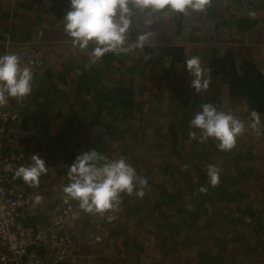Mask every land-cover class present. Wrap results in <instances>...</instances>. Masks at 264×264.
Here are the masks:
<instances>
[{
  "label": "trees",
  "instance_id": "16d2710c",
  "mask_svg": "<svg viewBox=\"0 0 264 264\" xmlns=\"http://www.w3.org/2000/svg\"><path fill=\"white\" fill-rule=\"evenodd\" d=\"M0 1L4 3H1L0 8V37L2 36L1 31H4L0 40V55L5 54L6 40L10 37L15 39L13 37L14 30L9 29L13 27L14 29L23 27L25 33L38 30L42 34H53L57 38L68 39L65 42L66 46L72 44V38L64 30L62 19L70 7V0ZM250 1L212 0L211 6L205 12L206 17L215 20L214 27L216 29L226 26H235L238 30L245 29L246 26H250L248 22L256 24L261 16L256 15L257 17L251 20L246 16L247 14L243 13L244 9L249 10ZM256 3L258 4H255V9L262 6L261 11L264 12V0H258ZM157 13L159 12L148 13L144 17L151 18ZM137 16L138 13L132 17L128 43H135L138 35L145 34L142 31L145 28L142 27V24L146 21L136 20ZM176 20L178 21L177 18ZM41 24L46 27L42 29ZM166 44H155L147 40L143 49L136 48L126 54L106 53L95 64H92L89 59L94 47L91 44L87 51L76 47L78 53L75 56L70 53L69 49L67 53L63 51V61L58 63L52 61V64L43 71L37 83L33 85L32 92L22 102L12 99L13 108L24 104L25 114L21 111L17 126L20 133L19 140L25 144V155L36 154L44 159L41 153L46 152L44 156L54 159L56 165L65 161L67 169L81 151L93 148L110 159L118 158L121 155L127 157L126 160L134 166L137 174L147 178L148 184L144 189L145 193L147 194L150 189L156 198L149 202L145 197L146 194L143 198H139L135 194L131 196L122 194L120 205L124 207L126 214L145 209L147 214L155 220L158 230L171 237H174V229L181 230L188 236V244H194L199 249V254L193 258V263L189 259H176L172 256L173 260L165 264H264V246L260 240L264 233H257L252 242H248L250 240L246 237L241 240L235 236L238 233L243 234L244 231L239 229L241 225L251 227L256 224L264 225V208L254 206L249 208L246 200L243 199L240 187H237L238 182L239 186L242 183L237 178L242 177L246 171V158H243L236 145L230 151H222L217 148L218 142L211 138L200 143L189 137L190 131L197 132V136H199V129L190 128L189 124L194 114L201 110L200 106L203 103H212L218 109L224 108L220 99L216 98L210 89L197 93L190 84L185 87L183 81L178 82L180 78L178 76L174 81L176 82L175 89L178 91L182 88L181 91H184L188 88L192 93L180 95L172 88L173 94L164 100L168 101L170 105L174 102L180 103L177 106V111L173 112V119L170 122L172 124L177 118L179 128L177 129V124L168 126L173 131L165 135L167 143L165 148L169 150L168 154L176 153L178 149L175 146L179 141L180 147H183V155L191 157L188 162L190 167L187 170L181 167V161L163 160L168 156L157 161L155 160L156 155H152L151 151L145 150L142 145L138 148L142 141L139 134L143 124L138 125V135L135 131L134 133L130 131L131 125L134 124V121L131 120L133 117L140 118L144 112V115L150 114L148 108L142 107L143 91L135 90L134 79L143 81L147 74L166 61L163 60L165 56L169 58L170 69L179 66V64H182L184 69L186 68L185 61L188 57L184 45ZM212 47L213 55L209 54L206 60L203 57L205 68L211 69L210 75L220 78L227 86L228 94L231 97H239L247 103V120L251 121L252 110L258 111L260 118L264 119L263 71L252 58H238L236 48L232 45L222 51L218 46ZM156 48L161 50L157 52ZM63 68L64 73H69L68 79H64ZM106 79L110 82L105 84ZM60 85H64L66 89L69 85L73 89L72 96L70 97V93H66L64 87H60ZM159 96L160 93L155 94V98ZM158 103L160 101L151 107H157ZM155 110L160 111V108L157 107ZM183 124L187 128L186 133L183 132ZM39 133L43 138H46L45 144L37 138ZM153 135L155 136L153 143H158V149L162 148L164 146L163 137L160 133L152 131ZM125 138L129 140L126 141ZM56 140L58 144L54 146ZM153 143L152 149L155 153ZM46 145H51L47 147V151ZM207 148H213L215 152L220 153L219 156H228L230 162L224 161V163H232L235 173L220 172V181L215 187L211 186L207 175V165L215 163V161L209 160L206 155ZM23 157L25 166L32 162L31 157L24 155ZM134 158L141 161L153 159V161L146 163L145 169H140L135 164ZM45 163L48 168L47 173L51 172L50 170L53 169L51 165L55 166V164L46 161ZM56 169H59V166H56ZM176 170L179 171V176H177ZM46 174L40 176V182L43 181ZM260 176L263 180L262 188L264 190V172ZM180 178L184 180L182 187ZM25 187L26 192L33 190L28 184ZM200 187L207 188V192H200ZM238 190L241 195L240 200H242L240 205L233 201L234 198L239 197ZM225 201H229L231 206L230 218L232 221L229 226L233 234L230 238L233 244H228L226 248L222 249L220 247L221 237L215 235L211 226L214 227L220 219V215L215 214L214 211L220 203L223 204ZM203 204L206 205V208L200 210L199 206ZM25 212L30 222L32 215L28 209H25ZM110 213L111 211L106 212L105 215L109 216ZM206 213L209 221L206 218ZM105 221L103 224L109 222ZM97 222V220H93L92 223H89L90 227L88 228L96 227ZM175 239H171V241ZM89 246L92 247V245ZM129 247L132 246L129 245ZM135 247L137 252H141L142 255L143 244H135ZM89 251L92 252L90 249ZM104 261L106 264H116V257L109 259L104 256ZM56 264L77 263L67 257L58 260Z\"/></svg>",
  "mask_w": 264,
  "mask_h": 264
},
{
  "label": "rangeland",
  "instance_id": "374dc122",
  "mask_svg": "<svg viewBox=\"0 0 264 264\" xmlns=\"http://www.w3.org/2000/svg\"><path fill=\"white\" fill-rule=\"evenodd\" d=\"M257 1L258 0H251L249 10L244 9L243 13L247 14L246 16L251 20L257 17L256 15H261L260 18H258L256 24H250V22H248L250 26H246L245 29L242 30L236 29L235 26H226L225 28L216 29L214 27L215 20L207 18L205 12L190 11L188 14H181L174 13L166 9L152 15L151 18L144 17L145 15H148V13H138V16L135 17V19L138 21H146L149 19L153 21L152 24H142V27H145L142 31L149 35L148 41L155 44L167 43L166 45H184L186 56L188 58H191L194 55L199 56L203 67H205L203 57L204 60H206L209 54L213 55L214 53L212 46H218L222 51L232 45L236 48V56L238 58H252L264 74V12L261 11L263 8L262 6L255 9V4H258L256 3ZM1 3L2 2L0 1V8ZM176 18L180 22H178ZM9 29L14 30L13 37L15 39L12 41L13 47L11 49L6 50L5 46V54L12 52L14 47L18 46V43H22L17 41L23 39V35H25V30H21L24 29L23 27L19 29L18 27L16 29L13 27ZM3 32L4 31L2 30V36ZM2 36L0 37V40L2 39ZM42 37L44 39V35ZM38 38H41L40 34H38ZM38 38L35 39V43L40 42ZM7 40H11V38ZM46 43L54 53L53 62L56 61L58 63L59 61H63L62 52L66 51L67 53L68 49L73 56L78 53L76 52V47L73 46V43L69 46H66L65 42L55 43L54 41H46ZM159 50L161 49L156 48L157 52H159ZM52 58L47 61L50 62ZM163 60L166 61H163L158 68L147 74V77L143 81L136 78L133 81L135 90L140 89L143 91L142 107L148 108L151 116L150 114L144 115V112V114L140 115V118L133 117L131 120L134 121V124L131 125L130 131L133 133L135 131L136 135H138V125L143 124V128L140 131L141 133L139 134V138L142 139V141L138 148L142 145L145 150L151 151L152 155H156L155 160L157 161L160 158H165V156H168V158L163 159L165 161H181L180 165L183 169H185L184 166L188 165L191 157L183 155V147H180V142L178 141L175 146L178 149V152L176 153L168 154L169 150L165 148L167 144L165 135L173 131V129H169L168 126H174L177 124V129L179 128L177 118L172 122V124H170V122L173 119V112L177 111V106L180 103L174 102L170 105L168 101L164 100L173 94L174 90L172 88L175 89L174 84H176V82L174 81L178 78V76H180L178 82L183 81V85L185 84V87L190 84L193 77L187 72L186 68L184 69L182 64L170 69L169 58L165 56ZM64 72L63 68L64 79H68L69 73ZM109 82L110 81L106 79L105 84ZM61 86L64 87V85H60V87ZM208 89L216 95V98L220 99L221 104L224 107L220 110L231 111L246 124L245 132L240 135L236 141V146L240 149L241 155L243 158H246V171L243 173L242 177L237 178L238 181L239 179L242 181L240 186L239 182L237 183V187H240L243 193V199L246 200V204L249 208L252 206L256 208H264V190L262 188L263 180L260 176V174L264 172V119L261 118V130L259 134H256L250 127L247 126L250 123V121L247 120L248 106L243 99L239 97H231L228 94L227 86L218 76L210 75V84ZM64 90L66 93H70V97L72 96L71 93L73 89L69 85H67V89L64 87ZM181 90L182 88L178 91L175 89V92L180 95L192 93L191 89L188 88L184 91ZM156 93H160L158 98H155ZM159 101L160 103L157 104V107L160 108V111L155 110L157 107H151ZM11 104L13 105L12 101ZM23 106L24 104H22V106L19 105L14 107L18 112L20 111V116L21 111L25 114ZM145 111L147 110L145 109ZM183 125V132L186 133L187 128L185 124ZM115 130L120 131L117 129ZM152 131L160 133L163 137L164 140L162 143L164 146L162 148L158 149V143H153V137L155 136H152ZM37 138L41 140L42 143H46V138H43L42 134L39 133ZM17 139L18 140L13 139L14 141L12 145H14L15 149L19 150L22 155H25L23 143L21 140L19 141V138ZM125 140L128 141L129 139L125 138ZM47 141L50 142L49 139H47ZM54 142L56 143L54 146L58 144L57 140ZM152 143L155 153L152 149ZM48 146L51 145H46V151ZM45 153L46 152L41 153L44 160L48 163L55 164V166L51 165L53 167V169L50 170L51 172H48L44 176L43 181L39 183L38 187H32L33 190L29 191L34 194L31 196V200H35V196L37 195L42 197L40 206L47 207V210L42 211L39 206L37 209L38 212H45L47 214V212L51 213L58 210L60 206L65 203L63 187L69 183V179L67 176L68 169L65 161L62 164L56 165V161L54 159L44 156ZM206 155H208L209 160L215 161L217 166L220 168V172L224 174L229 172L234 173L232 163H224V161L230 162L228 156H219L220 153L215 152L213 148H207ZM28 157L31 156L29 155ZM136 160L137 159H135V164H137L140 169H145V164L153 161V159L147 161ZM56 166H59V169H56ZM177 173V176H179V171H177ZM20 184L23 189H26L25 185L27 183L24 181L21 182L20 180ZM180 184L181 187L184 185L183 178H180ZM237 195L239 197L234 198L233 201L240 205L242 200H240L241 195L239 190L237 191ZM145 197L149 202H151L154 201L156 195L149 189ZM67 203H72L75 208L79 205L75 200H70ZM199 208L200 210H204L206 205H200ZM29 212L32 215V211L30 209ZM214 213L219 214L220 219L214 227L211 226V230L215 233V235L221 237L220 247L224 249L228 244H233V241L230 239L233 234L230 230L232 220L230 218L231 206L229 201H225L223 204L220 203ZM109 216L114 217V219L109 220ZM109 216H106L105 214L103 216L99 214H89L83 210H76V212L71 215L69 229L74 243V250L69 259H71L72 262L74 261L77 264H106L104 261L105 256L109 259L116 257V264H140L144 262H146L144 264H165L167 262H171L173 260L172 256H174L176 259H189L193 263V258L199 254L198 247L194 244H188V236L181 230L177 231L174 229V237L158 230L156 228L155 220L147 214L145 209L126 214L124 207L120 205L119 209L117 211H111ZM206 216L209 221L207 213ZM32 217H36V215L34 214ZM32 220L37 221L34 218ZM93 220L98 221L97 226L90 229L88 228L90 227L89 223H92ZM105 220H108L109 222H107V224H103L106 222ZM39 222L45 224V221ZM239 229L244 231L243 234L238 233L235 236L239 237L238 239L241 240L246 237L250 240L248 242H252L257 233H264V225L262 224H256L253 227L241 225ZM95 234L100 235L101 239L90 247V244H88L87 241ZM174 238L176 239L171 241V239ZM260 240L261 244L264 246V236H261ZM138 243L143 244L144 250L142 251V255L141 252L139 253L136 250L135 244L138 245ZM129 245L132 247H129ZM89 249L92 250V252H90ZM123 261L126 262L123 263Z\"/></svg>",
  "mask_w": 264,
  "mask_h": 264
},
{
  "label": "clouds",
  "instance_id": "9594fccd",
  "mask_svg": "<svg viewBox=\"0 0 264 264\" xmlns=\"http://www.w3.org/2000/svg\"><path fill=\"white\" fill-rule=\"evenodd\" d=\"M211 4L212 0H70V7L62 19L64 30L72 38L74 47L87 51L90 44L94 46L89 59L95 64L106 53L126 54L136 48L143 49L148 34L138 35L135 43H128V33L135 14L156 13L166 9L181 14L206 12ZM146 23L152 24L153 21L149 19ZM53 60L54 57L50 62ZM185 66L193 77L190 86L195 92L207 91L211 69L203 67L201 58L196 55L188 58ZM33 84L32 69L22 65L18 54L10 52L0 55V106L6 104L9 98L22 102L32 92ZM200 107L201 110L194 114L189 124L190 128L199 129V136L197 132L190 131L189 137L200 143L211 138L218 142L219 150H232L237 138L246 130L245 122L231 111L220 110L212 103H203ZM250 115L251 121L247 126L259 134L260 114L252 110ZM31 161L27 166H20L14 176L31 187H38L40 176L46 174L48 168L39 155L33 154ZM184 167L187 170L190 166ZM207 175L211 186L219 184L220 168L217 165H207ZM67 176L69 183L63 187L65 203L75 200L84 212L101 216L119 209L122 194H135L143 198L148 184L147 178L138 175L125 157L110 159L95 148L81 151L75 161L68 165ZM199 191L206 193L207 188L200 187ZM41 200V196L35 197L37 204ZM111 219L114 217L109 216Z\"/></svg>",
  "mask_w": 264,
  "mask_h": 264
},
{
  "label": "built area",
  "instance_id": "2783aa9c",
  "mask_svg": "<svg viewBox=\"0 0 264 264\" xmlns=\"http://www.w3.org/2000/svg\"><path fill=\"white\" fill-rule=\"evenodd\" d=\"M5 46L9 50L13 43L7 40ZM12 52L21 57L22 65L32 69L34 83L49 59L45 49L38 43H18ZM12 99L0 106V264H56L73 253L68 226L71 215L81 209L79 205L75 208L72 203H66L45 224L28 221L25 209L29 212L31 196L21 186L20 178L14 176L25 159L12 145L19 132L16 122L20 117L11 104ZM100 239L95 234L87 243L93 245Z\"/></svg>",
  "mask_w": 264,
  "mask_h": 264
},
{
  "label": "crops",
  "instance_id": "0c3cea01",
  "mask_svg": "<svg viewBox=\"0 0 264 264\" xmlns=\"http://www.w3.org/2000/svg\"><path fill=\"white\" fill-rule=\"evenodd\" d=\"M41 27H42V29H44L46 26H42V24H41ZM1 29V28H0ZM21 30H24V29H21ZM249 32V31H248ZM38 34H40L41 35V38H38L39 39V43L38 44H41V45H43L44 46V49H46V51H47V54H48V56L51 58V57H53V55H54V53L51 51V49H50V47L49 46H47V43H46V41H48V42H50V41H54L55 43H57V42H67L68 41V39H62V38H57L56 36H54L53 34L52 35H49V34H47V33H43V35H44V39L46 40H44L43 38H42V33L40 32V31H38V30H31L29 33H25V35H23V39H20V40H18L17 42H22V43H26L27 45H30V44H35V39H37L36 38V36L38 35ZM11 38V37H10ZM9 41H14L12 38H11V40H9ZM52 63L51 62H48L47 64H46V66L45 67H43L42 69H41V71L39 72V74H38V77L36 78V82H35V84L37 83V81H38V79L42 76V74H43V71L47 68V67H49L50 65H51ZM34 85V84H33ZM19 132H17V134L14 136V139L15 140H18L17 138H19ZM20 141V140H19ZM24 145L25 144H23V150H24V154H25V148H24ZM25 157H28V156H26V155H24ZM29 194H30V196H32V195H34L32 192H28ZM36 197V196H35ZM31 202H33V205H31V207H30V210L32 211V215H36V217H32V219L34 218V219H36L37 221H33V220H30V222H37V223H41V222H39V221H45V223H47L48 222V220H49V218H50V216H51V213H53V212H55V211H53V212H47V214L45 213V212H38V206L40 207V209L42 210V211H45V210H47V207H42V206H40V203H36L35 202V200L34 199H32V201ZM42 224V223H41ZM68 230H69V232H70V229H69V226H68ZM71 233V232H70Z\"/></svg>",
  "mask_w": 264,
  "mask_h": 264
}]
</instances>
